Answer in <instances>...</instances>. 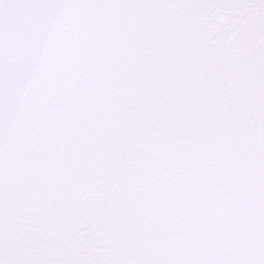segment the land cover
<instances>
[{
	"label": "snow or ice",
	"instance_id": "6c2138e0",
	"mask_svg": "<svg viewBox=\"0 0 264 264\" xmlns=\"http://www.w3.org/2000/svg\"><path fill=\"white\" fill-rule=\"evenodd\" d=\"M0 264H264V0H0Z\"/></svg>",
	"mask_w": 264,
	"mask_h": 264
}]
</instances>
